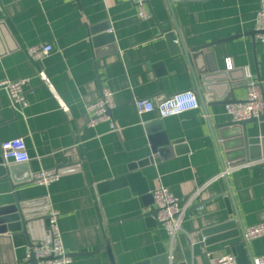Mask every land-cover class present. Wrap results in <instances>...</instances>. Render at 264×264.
Masks as SVG:
<instances>
[{
	"label": "crops",
	"instance_id": "obj_1",
	"mask_svg": "<svg viewBox=\"0 0 264 264\" xmlns=\"http://www.w3.org/2000/svg\"><path fill=\"white\" fill-rule=\"evenodd\" d=\"M148 1L153 16L141 19L132 0H0V81L29 77L25 99L16 106L0 89V158L2 141L24 137L32 174L63 171L48 186L30 181L16 188L0 174V217L15 214L19 200L35 218L34 241L47 233L44 199L48 195L51 206L61 213L63 245L68 253H77L66 264H110L106 240L117 264L171 262L165 228L136 217L146 210L142 195L121 182L130 163L151 155L154 133L147 132L145 125L162 121L168 140L184 141L162 147L159 160L141 171L151 191L162 183L181 206H188L174 262L181 255L186 264H216L219 256L233 254L237 264L239 259L252 264L253 257L264 255V235L248 240L244 229L264 222V157L223 178L231 197L218 196L220 179L208 182L226 162L222 139L215 129L212 135L208 117L212 124L232 120L226 104L209 107L208 115L200 105L161 118L158 110L140 117L134 100L158 104L177 92H196L194 73L207 67V61L202 56L196 64L183 52L170 51L164 34L175 25L188 49L245 34L217 44L215 62L219 70H226L229 57L231 70L250 68L264 95V41L246 35L255 30L260 0H171L172 11L167 0ZM105 22L112 37L96 44L91 28ZM38 43L51 44L53 50L33 61L26 48ZM40 70L50 77L68 110L42 82ZM106 86L114 91L112 119L89 125L85 106L98 99ZM245 95L246 86L235 91L240 100ZM248 127L254 129L250 134H256L257 124ZM203 200L208 201L191 209ZM231 212L237 226L230 230L239 229V235L206 242L204 229L226 221ZM26 253L21 232L6 231L0 238V264H10L15 257L21 262Z\"/></svg>",
	"mask_w": 264,
	"mask_h": 264
},
{
	"label": "water",
	"instance_id": "obj_2",
	"mask_svg": "<svg viewBox=\"0 0 264 264\" xmlns=\"http://www.w3.org/2000/svg\"><path fill=\"white\" fill-rule=\"evenodd\" d=\"M167 1L169 3L170 10L172 11V6L170 4L171 0ZM147 4L149 6L148 0ZM149 9L153 16L150 6ZM108 29H110V26L109 23L106 22L92 27L91 33L92 35H95L93 41L97 44L103 39L111 38L112 34H110V30ZM256 33L257 32L253 30L252 32L246 33V35L250 34L253 36V38H255ZM243 35L245 34H235L233 36L213 42H207L192 49H188L182 41L177 25H175L174 30L164 34L172 53L183 52L188 59L192 57L196 64L197 59L200 60L202 56H204L205 60L207 61V67H199L194 73L196 84L195 90L199 96L200 105L205 110L207 115L208 108L211 106L242 101L235 96V91L239 88H242L243 86H246L245 68H240L239 70H219L217 63L215 62L214 47L217 44H222L226 41L239 38ZM112 110L113 108L108 110L111 119ZM254 123L257 124L258 128L256 134L252 135L250 133L254 131V129H249L248 125ZM208 125L214 137V129L218 131L219 137L222 139L221 145L226 151V161H229L231 165L264 157V109L258 116L240 121L229 120L212 124L208 117ZM145 128L147 132L152 134L154 133V138L151 141V155L137 162L130 163L128 167L129 172L125 174L123 178H121V182L128 183L133 190L142 195L146 210L136 217H144L153 224L158 223L161 225V222H159L157 218L158 209L154 205L152 191L150 190L149 185L147 184V179L141 170L142 168L152 165L159 160V153L163 152L162 147H167L170 144L178 145L184 140L182 138L168 140L162 121L150 122L145 125ZM217 148H220L219 145ZM0 163V174L8 176L11 179L14 188L33 181V174L28 167L27 162L8 163L2 157L0 158ZM219 183L221 184V193L218 196H226L228 193L231 197L230 190H226L224 186L223 178L220 179ZM15 201V214L10 217H0V223L7 221L6 226H0V238L4 236L6 231L21 232L24 234L27 246L30 247V250L26 253V256L23 258V260H21V262H19L15 257L10 264H39V262L43 259L36 256L33 250V240L31 238V227L34 225L33 223L35 218L27 209H25V206L22 205L19 200ZM207 201L208 200L200 201L191 209L198 208L204 205ZM236 226L237 222L235 219V212H231L229 213V218L226 221L204 229L203 233L207 236L206 242L209 243L212 241L238 236L240 233L239 229L230 230ZM222 230L227 231L219 235L212 237L210 236ZM104 246L106 248L110 264H117L110 240H106ZM238 247L241 248V246ZM67 255L72 256L77 255V253H67ZM178 260L180 261H177L176 263L174 260L171 262L167 260L165 264H186V261L183 260L181 255L178 256ZM238 262V264H244L241 263L240 259Z\"/></svg>",
	"mask_w": 264,
	"mask_h": 264
},
{
	"label": "built area",
	"instance_id": "obj_3",
	"mask_svg": "<svg viewBox=\"0 0 264 264\" xmlns=\"http://www.w3.org/2000/svg\"><path fill=\"white\" fill-rule=\"evenodd\" d=\"M137 14L141 19L152 17L147 0H132ZM255 37L264 41V0H260V8L255 16ZM53 46L51 44L38 43L26 48V53L33 61H41L51 53ZM226 66L232 68L231 58H226ZM38 76L46 84L53 95L57 98L60 107L68 110L67 103L60 98L50 77L43 71L38 72ZM246 95L242 101L227 103L225 105L226 113L234 121L249 119L258 116L264 109V95L260 82L256 79L250 68H245ZM29 82V77H23L18 80L0 81V89H5L10 97L13 106L21 103L25 99V86ZM137 114L142 117L143 114L158 110L161 118H167L180 114L187 110L200 107V100L193 90L177 92L164 99L160 103H155L150 99L134 100ZM115 106L114 91L109 87H103L101 96L86 104V110L89 116V125H95L100 121L110 119L108 110ZM1 153L6 162H28L30 159L27 145L24 137H15L1 142ZM251 161L231 165L226 161L222 170L213 179L208 182L226 177L232 170L248 166ZM63 171L58 169L40 170L33 173L32 180L37 185L48 186L62 176ZM207 182V183H208ZM154 205L158 209L157 218L165 228L170 240V261L174 259L175 246L178 236L182 231V222L185 211L188 206H181L177 196L172 190L160 183L152 190ZM43 199V198H42ZM47 203L45 217L47 222V233L33 241V250L37 257L42 258L39 264H66L70 261V256L63 245L61 231L59 227L60 211L51 206L49 196L44 199ZM27 203V202H26ZM264 235V222L248 226L244 229L246 239H254ZM30 247L27 246V252ZM216 264H237L236 257L233 254H223L216 260ZM252 264H264V255L252 258Z\"/></svg>",
	"mask_w": 264,
	"mask_h": 264
}]
</instances>
